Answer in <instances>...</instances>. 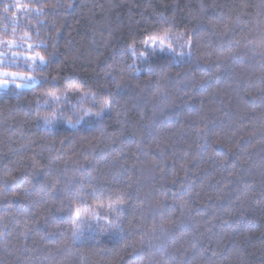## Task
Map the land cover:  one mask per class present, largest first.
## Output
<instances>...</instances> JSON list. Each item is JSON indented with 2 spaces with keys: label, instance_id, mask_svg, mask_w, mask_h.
I'll return each instance as SVG.
<instances>
[{
  "label": "clouds",
  "instance_id": "9594fccd",
  "mask_svg": "<svg viewBox=\"0 0 264 264\" xmlns=\"http://www.w3.org/2000/svg\"><path fill=\"white\" fill-rule=\"evenodd\" d=\"M0 264H264V0H0Z\"/></svg>",
  "mask_w": 264,
  "mask_h": 264
}]
</instances>
